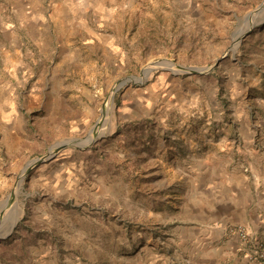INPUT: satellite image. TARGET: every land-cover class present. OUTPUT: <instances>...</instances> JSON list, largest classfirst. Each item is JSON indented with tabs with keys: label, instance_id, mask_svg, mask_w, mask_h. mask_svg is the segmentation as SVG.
<instances>
[{
	"label": "rangeland",
	"instance_id": "obj_1",
	"mask_svg": "<svg viewBox=\"0 0 264 264\" xmlns=\"http://www.w3.org/2000/svg\"><path fill=\"white\" fill-rule=\"evenodd\" d=\"M146 10L153 34L107 41L117 49L75 40L53 73L51 60L25 59L11 74L21 85L0 114V264H191L171 244L197 172L188 156L252 118L264 129V0ZM252 191L246 219L264 209Z\"/></svg>",
	"mask_w": 264,
	"mask_h": 264
},
{
	"label": "crops",
	"instance_id": "obj_2",
	"mask_svg": "<svg viewBox=\"0 0 264 264\" xmlns=\"http://www.w3.org/2000/svg\"><path fill=\"white\" fill-rule=\"evenodd\" d=\"M201 1L0 0V114H10L11 102L18 98L12 89L21 82L12 81L11 74L20 70L25 59L39 63L51 60L49 68L53 73L60 47L71 49L77 40L80 41L77 45L84 50L97 44L106 49L114 46L108 45V40L123 38L120 35L124 33L131 34L133 39L140 32L153 34L151 27L143 29V25L155 24L146 9L199 8ZM164 23L169 20H163ZM65 63L60 61L61 65ZM261 72L264 74V69ZM48 86L46 82L44 87ZM36 96L42 98L41 94ZM252 121L253 118L247 126L241 123L239 130L231 129L219 140H202L194 148L196 152L188 156V167L195 168L196 177L187 175L192 190L176 219L177 234L171 239L178 257L188 263L264 264V258L258 261L254 255L256 244L264 249V215L258 214L264 209L255 207L246 219L254 203L252 188H255L256 200L264 201V129H258ZM236 134L238 137L234 138ZM158 147L166 150L163 144ZM237 153L243 159L234 163ZM228 223L248 224L254 232L253 243L243 247L235 233L225 232ZM160 258L166 260L164 256ZM148 261L156 263L153 256Z\"/></svg>",
	"mask_w": 264,
	"mask_h": 264
},
{
	"label": "built area",
	"instance_id": "obj_3",
	"mask_svg": "<svg viewBox=\"0 0 264 264\" xmlns=\"http://www.w3.org/2000/svg\"><path fill=\"white\" fill-rule=\"evenodd\" d=\"M227 231L232 234L235 233L239 237L241 243L243 244V247L250 243L249 235L246 231V228L243 225L241 224L229 225L227 227ZM256 245L257 247L255 249L254 255L258 261H262V259L264 258V249L260 244H256Z\"/></svg>",
	"mask_w": 264,
	"mask_h": 264
},
{
	"label": "bare ground",
	"instance_id": "obj_4",
	"mask_svg": "<svg viewBox=\"0 0 264 264\" xmlns=\"http://www.w3.org/2000/svg\"><path fill=\"white\" fill-rule=\"evenodd\" d=\"M144 76H145V75H144ZM16 218H17V217H15V218H12V217H11V218L8 220V222L6 223L7 227H6V232H5V234H7L8 232H10V230H11L13 224H14V221L16 220ZM3 235H4V234H3Z\"/></svg>",
	"mask_w": 264,
	"mask_h": 264
},
{
	"label": "water",
	"instance_id": "obj_5",
	"mask_svg": "<svg viewBox=\"0 0 264 264\" xmlns=\"http://www.w3.org/2000/svg\"><path fill=\"white\" fill-rule=\"evenodd\" d=\"M261 6V5H260ZM145 70H148L149 71V69H145ZM42 159H40V160H37L36 162H39V161H41Z\"/></svg>",
	"mask_w": 264,
	"mask_h": 264
}]
</instances>
